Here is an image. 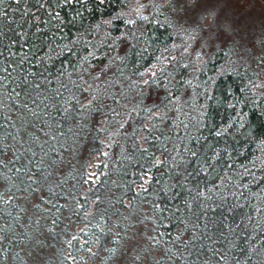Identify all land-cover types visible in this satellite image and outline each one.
I'll return each instance as SVG.
<instances>
[{
	"label": "trees",
	"instance_id": "1",
	"mask_svg": "<svg viewBox=\"0 0 264 264\" xmlns=\"http://www.w3.org/2000/svg\"><path fill=\"white\" fill-rule=\"evenodd\" d=\"M137 2L0 0V264H264V42Z\"/></svg>",
	"mask_w": 264,
	"mask_h": 264
},
{
	"label": "rangeland",
	"instance_id": "2",
	"mask_svg": "<svg viewBox=\"0 0 264 264\" xmlns=\"http://www.w3.org/2000/svg\"><path fill=\"white\" fill-rule=\"evenodd\" d=\"M154 3L157 8L165 5L184 26L200 30L201 37H195L192 43L194 49L196 45L201 48L200 56L216 46H225L231 39L253 47L256 38L264 42V34L251 30L264 22V0H138L134 11H145Z\"/></svg>",
	"mask_w": 264,
	"mask_h": 264
}]
</instances>
